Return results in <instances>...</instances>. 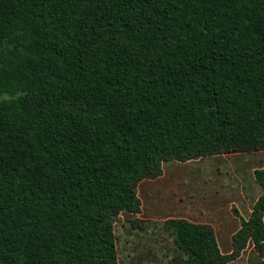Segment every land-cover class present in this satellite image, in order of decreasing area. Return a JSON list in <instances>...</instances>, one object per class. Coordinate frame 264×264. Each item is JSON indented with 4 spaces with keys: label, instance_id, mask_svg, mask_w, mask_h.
<instances>
[{
    "label": "trees",
    "instance_id": "obj_1",
    "mask_svg": "<svg viewBox=\"0 0 264 264\" xmlns=\"http://www.w3.org/2000/svg\"><path fill=\"white\" fill-rule=\"evenodd\" d=\"M264 151V0H0V264H118L114 223L170 162ZM261 194L221 254L264 262Z\"/></svg>",
    "mask_w": 264,
    "mask_h": 264
},
{
    "label": "rangeland",
    "instance_id": "obj_2",
    "mask_svg": "<svg viewBox=\"0 0 264 264\" xmlns=\"http://www.w3.org/2000/svg\"><path fill=\"white\" fill-rule=\"evenodd\" d=\"M264 168V151L205 157L162 165L161 175L136 186L137 214L114 223L118 264H173L185 260L169 223L185 221L212 229L221 254L231 252L238 216L247 218L261 194L253 172ZM237 213V215L235 214ZM229 264H264L248 243Z\"/></svg>",
    "mask_w": 264,
    "mask_h": 264
}]
</instances>
